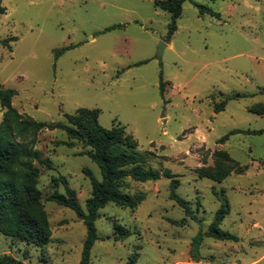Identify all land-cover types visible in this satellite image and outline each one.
I'll return each instance as SVG.
<instances>
[{"label": "rangeland", "instance_id": "374dc122", "mask_svg": "<svg viewBox=\"0 0 264 264\" xmlns=\"http://www.w3.org/2000/svg\"><path fill=\"white\" fill-rule=\"evenodd\" d=\"M193 2L216 14H200ZM0 83L16 91L12 105L37 121L62 122L78 108H98L105 128L121 125L137 141L135 153L160 175L138 182L126 178L124 192L139 200L134 209L107 203L94 225L98 235L88 264H264V0H184L168 37L170 14L155 0H2ZM117 26L110 30L107 27ZM15 37L8 44L1 40ZM161 44H165L159 55ZM61 52L56 55V52ZM165 81L162 96L159 83ZM228 99L224 110L214 104ZM260 109V108H259ZM3 109L0 106V120ZM239 130L236 133H230ZM228 135L223 143L217 140ZM61 130H43L36 148L53 169L38 179L51 239L27 245L0 232V255L25 264H80L86 227L75 212L47 200L64 192L53 176H65L84 208L92 185L83 169L101 180L98 165L80 154L81 143ZM226 150L242 167L224 180L199 177L213 166V152ZM241 168V171H240ZM189 202L198 221L171 192ZM228 204L220 229L237 237H203L193 260V237L208 230L215 212ZM179 221L178 225L171 221ZM115 225L130 231L119 236Z\"/></svg>", "mask_w": 264, "mask_h": 264}, {"label": "trees", "instance_id": "16d2710c", "mask_svg": "<svg viewBox=\"0 0 264 264\" xmlns=\"http://www.w3.org/2000/svg\"><path fill=\"white\" fill-rule=\"evenodd\" d=\"M183 1L155 0L157 7L170 14L168 37L176 29V20L182 13ZM193 3L199 9L200 14H216L202 4ZM5 11L6 8L0 0V13ZM115 27L117 26H110L105 30ZM14 39L15 37H8L1 42L8 44ZM60 52L61 50H58L56 55ZM165 83L161 78L159 88L162 96L165 91ZM15 94V90L4 88L0 83V106L3 109L0 120V232L5 236L36 247H43L51 239L52 233L48 215L44 209L41 190L38 188V179L42 169H53L50 157L45 155L43 150L36 148L37 135L43 130L56 129L65 132L67 139L55 140L53 142L55 146L72 147L75 141L81 143L83 150L79 153L89 156L98 165L101 172L102 178L97 180L88 169H83L90 178L92 185L91 194L86 199L84 208L79 203L75 190L68 185L65 176L60 175L51 178L53 184L63 183L64 192L54 190L47 197V200L72 209L86 227L80 264L89 263L90 250L95 240L99 238L94 225L95 220L99 217V209L107 203H114L130 209H134L138 205L139 200L123 190V183L126 178L138 182L155 181L162 174L171 178L170 184L173 189L178 185V179L170 170H164L160 173L145 167L146 157L135 153L137 141L132 134L126 133L123 126L103 127L98 121L100 113L98 108L81 107L72 114L65 113V120L62 122L37 121L20 113L12 105V98ZM245 95L236 93L227 96L214 104V111L217 113L224 110L228 99ZM249 110L264 115V104H259ZM238 131L234 130L230 133ZM227 138L228 135L222 136L217 142L223 143ZM213 157V166H200L197 169L199 177H206L219 182L238 167H242L231 158L226 150H215ZM170 198L174 199L187 215L198 221L188 201L176 194L174 190L171 192ZM227 212L228 204L224 202L215 212L208 230L205 232L200 230L193 237L190 254L195 262H200L201 259L205 260L198 254L199 243L203 237H212L218 240L237 239L235 235L220 229V224ZM171 222L178 225L182 224L175 220ZM115 226L119 231V236H116V239L124 238L130 234L126 228L119 225ZM137 257V253L131 254L126 264H135ZM0 264L25 263L11 254H2L0 255Z\"/></svg>", "mask_w": 264, "mask_h": 264}, {"label": "water", "instance_id": "95a60500", "mask_svg": "<svg viewBox=\"0 0 264 264\" xmlns=\"http://www.w3.org/2000/svg\"><path fill=\"white\" fill-rule=\"evenodd\" d=\"M164 46H165V44H161L160 49H159V53H158L159 55L162 54Z\"/></svg>", "mask_w": 264, "mask_h": 264}]
</instances>
